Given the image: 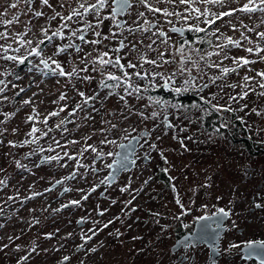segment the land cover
<instances>
[{"label": "rangeland", "instance_id": "obj_1", "mask_svg": "<svg viewBox=\"0 0 264 264\" xmlns=\"http://www.w3.org/2000/svg\"><path fill=\"white\" fill-rule=\"evenodd\" d=\"M12 2L13 0H0V12H4L7 9L8 18H11V15L15 13L20 14V22L14 24L12 30L14 32H24L26 28L31 29L27 32L25 39H33V46H35L37 39H43V33L40 31L42 27L49 29V35L60 27L59 24L55 25V21L51 19L56 12L67 16L71 11L68 6L69 3H71L73 8L76 7L75 0H49L51 7L43 5L41 0H36L31 4L32 11H29L28 6L21 0L17 9H8V5ZM243 2L245 0H240V3ZM62 3L63 7H61ZM159 6L161 8L167 7L169 11L177 12H183L185 8L184 5H178V0L177 5L162 3ZM196 6L202 9L204 7L203 5ZM239 6V4L230 5V7ZM208 7L214 12L227 10L214 5H209ZM35 11H40L43 15L37 17L33 14ZM131 11V16L127 14L124 16L129 23L136 19V12H146L145 8L142 5H137L136 2L133 4ZM184 14L187 15L188 13ZM146 16L149 20L159 21L160 27L165 29V31H169V27L172 26L167 23V19H171L178 26L185 23L176 17L166 19L162 13L153 15L146 12ZM261 18H264V14L260 12L252 14L237 12L232 17H224L222 20L216 21L214 26H208L202 22L203 17L198 21L195 18V14H193V18L187 23H198L200 27L208 29L203 38L197 37L194 40L185 42L179 35L173 34L170 37L169 46L165 47L160 44L159 39L153 37V39H156V44L153 45V48L164 51L165 59L168 60L175 58L178 61L180 53L177 49L183 45L184 55H190L193 61L199 62L202 69L200 72L193 69V74L201 77L198 83H209V86L202 91L191 89L176 93L174 87H183V80L185 78L184 76H178L171 87L172 93L175 96L179 97L195 91L200 99L201 97H205L207 100H211L212 104L225 105L233 109V111H216L210 104L205 103V100L198 103L183 104L178 97L176 100H166L164 106L153 104L149 100V97L153 100H162V98L150 93L164 83L163 80L156 77L152 81L136 78L134 84L140 86L142 99L137 100L135 97H132L125 104V101L120 99L121 96L125 97V92L121 89L120 97L115 101L107 102L98 97V99L92 102V107L89 106L91 103L89 102L81 110H77L74 115L69 116V112L72 111L75 105L82 101V97L78 94L79 92H84L86 96H96L101 74L99 72H92L89 69L87 73L81 74L93 77L90 80H76L74 77L71 79L67 77L44 78L34 69L30 73L29 69L33 65L40 64L41 58L48 59L49 57L58 60L65 71L71 70L73 66L83 68L84 64L80 62L84 57L83 52L90 53L94 49L103 51L104 40L99 45L84 44V48L79 53L75 49H69V54L57 56L54 55L57 45H63L69 41L67 38L62 40L59 37H53L51 43L45 42L42 49V57H36L35 55L28 57L29 65L25 67H23V64L0 58V80H4L7 84L5 91L0 93V121H3V123H0V129H6L0 135V180L6 181L4 185L0 186V264L138 263L139 259L129 258L131 248L127 244L126 237L122 235L117 222L115 221L113 224L104 227V222L107 221L106 224H108V219L112 216L111 210L103 214L101 218H98L96 215L97 209H94L92 215L94 222L101 221L103 224V229L96 231L95 235L90 233L89 230L76 228L71 223L74 206L77 207L76 210L80 214L83 210L87 212L88 209L95 208L94 206L97 204L101 206L111 204L106 198H99L96 201L92 196H101L105 192L104 188L107 189V192H105L107 195L114 198L124 195L125 200L128 202L134 196L135 201H142L148 194L145 186V183L149 181L147 178L148 166L146 168L142 166L141 168L140 177L144 180L143 183L140 178L139 180L137 179V173L135 172V174L125 176L118 183H116V180L112 183L114 185L108 186V184L103 183L105 176L109 173V168L106 165L113 156L109 157L105 155L99 157L91 149L84 151L87 145H92L104 153L109 151L115 152L119 142L122 140V133L127 132L129 126L130 128L134 126L138 127L140 131L143 129L151 130V138L158 140V146L162 153L166 152L170 154L172 157L171 162L188 163L184 148L189 146L187 142L191 135L188 137L183 132L187 130L201 132L205 128L199 126L198 123L193 124L190 121L176 122L172 118L174 127L167 129L163 122L164 115L167 113L192 116L216 114L220 120L217 123L218 133L214 136V138H218L219 142V144H216V147L220 148L219 161L223 162L225 160L226 163L233 162L237 166L242 165L246 157L240 147L243 146V138H246L256 152L255 155L248 159L247 164H252L256 167L263 165L264 167V114L257 115L252 111L255 108L257 111L264 113V96H258L255 93L249 92L248 96L244 99L229 100V96L238 97V94L242 91L240 86L244 83L243 77L245 74L255 78L254 81L249 82L250 86H255L260 82V78L256 76V73L264 71V61L259 60L258 55L255 53L249 54L244 51L246 47H255V43L248 44L247 41H242L243 47H232L228 55L232 57H247L250 60H255L256 63L240 67L237 72L229 73L222 79L216 80L215 83H210V80L212 77L219 76L220 71L207 65L213 61L219 62L221 57L212 56L205 57V60H200L201 55L213 50L208 43L209 40H211L213 45L224 43V37L232 36L234 39H237L240 37L241 31H243L250 40L254 42L259 41L256 32H264V24H260ZM57 19H60V17L57 16ZM87 19L94 22L91 16ZM228 20L236 24L237 31H233L231 27L227 26L225 22ZM241 21L248 28H255L256 32H248L242 28ZM104 24L105 28L101 26L100 29L102 36L109 35L110 29L116 30L111 20H106ZM216 28L220 29V32L216 34L217 36L223 33L219 41H217L216 36L211 35V32L215 31ZM75 29L77 27H73V30ZM3 30V26H0V31ZM64 31L67 37L69 29H64ZM124 35H128V33L125 32ZM136 35L143 37L144 44L150 43L148 37L151 36V33H137ZM94 38L90 34L89 39L92 40ZM119 38L122 37L118 36L115 41L118 42ZM108 40L110 39H106L105 41ZM131 40H133V37L129 36L125 43H129ZM2 43L5 42L0 41V44ZM201 43H203V46ZM260 43L264 47V41ZM18 46V44H13L14 48ZM141 50L145 51L143 46H141ZM128 51V48H125L124 53H122L123 56ZM9 54L24 55L26 54V49L21 48L19 53H13L10 50ZM0 55L3 54L0 53ZM260 55H264V53H260ZM147 56L150 59H158L157 51H147ZM128 60L136 62L137 57L135 54H128L126 59L123 60L125 65ZM223 63L224 66H233L231 60H225ZM49 64L51 67H55V65L51 64V60H49ZM188 66L191 67V62H189ZM175 67H179V65L168 64L156 69L153 65L144 64L143 70L150 73L153 71L171 72L175 70ZM140 70L139 68L136 69V71ZM128 71L132 72L133 70L128 69ZM57 79L59 83L56 82ZM32 81L39 84V87L32 85L29 88ZM74 82L77 84L75 89ZM232 84L237 85V87H228V85ZM13 85H16V87H13ZM20 88H25L26 90L16 95ZM260 91L262 89L256 87V92ZM62 92L67 96V99L64 101L59 99ZM33 93L38 94L33 96ZM5 96L8 99H3ZM213 97L215 98L213 99ZM29 98H31V103L24 104L23 101ZM125 99L127 100L126 97ZM133 103L134 113L132 114L131 111L127 113L128 107ZM65 104H67V107L58 116L48 115L51 112L59 111ZM146 105L147 107H145ZM244 105H247V107L245 108ZM33 109H35V112ZM152 111H156L158 115L155 118H148ZM141 112L144 113V116L139 114ZM5 113H15V115L5 120ZM29 116H33L35 119L28 120ZM45 117H47L46 124L44 123ZM65 119L70 122L62 125L57 130L51 129ZM238 120L239 122H237ZM225 123L228 126L221 127ZM111 124H116L118 126L117 129L108 134H102L99 131L102 128H110ZM200 124L202 125V123ZM33 126L40 130L35 134L39 141L23 144V141L26 139H32L28 133ZM187 126L190 127L187 128ZM65 128L67 131H64ZM13 129H16V131L13 132ZM49 129L52 132L47 134V138L42 137L41 134L49 131ZM176 131L181 134V137L178 139L174 137V132ZM105 135H107V139L114 140L115 143L100 144V140ZM228 136L235 137L236 141L231 142ZM88 137L91 138L87 139ZM9 141H12L15 146L10 145ZM55 141H59L61 147H57ZM70 141H78V143L72 144L69 143ZM50 146L53 149L52 151H48ZM147 146L145 149L149 151V147ZM41 148L44 149L43 152L40 151ZM228 148L236 152V155L232 156L230 161L226 160L227 156L225 155L228 152ZM65 151L72 155L74 159H68V157L64 156ZM240 152L241 154H239ZM57 154L62 157L58 161L46 159L41 161L42 156L50 157ZM15 161H20L26 167H18ZM77 161H79V164H77ZM139 162L144 165L143 156H140ZM260 171L264 173V168L259 169L258 172L260 173ZM69 176H71L70 179ZM60 178L64 179V185L61 186L60 182L54 189H50V186ZM150 182L149 186H151ZM64 186L68 187L67 191ZM63 189H65L64 192H62ZM36 193H39V195H36ZM9 197H13V199L9 200ZM84 197L87 198L84 199ZM75 200L79 201V204L72 206L70 201ZM62 205H67V207H61ZM87 236H92V239L86 240L85 237ZM121 236H124V238L122 239ZM9 237L12 239L10 240ZM4 245H7V247H3ZM80 245H83V247H79ZM92 249H95V251H92ZM65 256H68L70 259L67 261L63 260ZM22 257H27V259H22Z\"/></svg>", "mask_w": 264, "mask_h": 264}, {"label": "flooded vegetation", "instance_id": "obj_2", "mask_svg": "<svg viewBox=\"0 0 264 264\" xmlns=\"http://www.w3.org/2000/svg\"><path fill=\"white\" fill-rule=\"evenodd\" d=\"M35 1L32 0V4ZM133 4H135V0H133ZM124 16L122 19H126ZM54 21L55 25H61L60 19H54ZM104 22L102 28H105ZM157 22L160 26V22ZM73 27L79 29L82 25L72 22L71 29ZM171 27H169V31H166L169 36L179 35L185 42L194 40L197 37L203 38L206 35V32L198 33L187 29L182 33L171 32ZM90 34L92 33H87L86 39L90 40ZM73 42L81 44L75 38H73ZM44 44L41 49H43ZM117 45L118 42L115 39L104 40L103 51L113 49ZM201 45L203 46V43ZM81 48H84V44H81ZM124 51L125 49L118 54L124 57L122 54ZM83 53L85 55L86 52ZM116 54L110 53L113 56ZM122 63H124L123 60ZM27 65H29V59L23 63V67ZM109 70L121 75L116 69ZM80 76L83 75L80 73ZM74 78L76 80L81 79ZM101 79L102 77L99 78L96 96L107 102L119 98L123 87L105 88L101 84ZM135 81L136 78L133 79V84ZM108 83L112 84L114 82L108 81ZM76 85V82H74V89ZM137 86L139 85L137 84ZM171 87L165 88L160 85L158 89L153 90L150 94L161 97L164 102L169 99L176 100L178 96L172 93ZM110 91L112 92L111 95H109ZM185 96H190L191 103L203 101L193 91L178 97L183 104L185 103L181 98ZM125 97L129 102L130 98L135 96H127L125 93ZM92 104L91 102L89 106L92 107ZM130 105L127 113L131 111L133 114L134 103ZM172 118L176 122L190 121L193 124L198 123L199 126L205 128L201 132L190 130L183 132L188 137L191 135L187 142L189 146L184 148L188 163L171 162L172 157L170 154L162 153L158 146V140L151 138V130L143 129L140 131L138 127L130 128L129 126L127 132L122 133V140L117 146L116 153L123 143L137 136H142V138L134 154L133 167L124 170L116 183L125 176L135 174V172L137 173V179L140 178L143 183L144 180L140 177L141 168L142 166L145 168L148 166L147 178L151 181V186L148 185L149 181L145 183L148 194L142 201H135L134 196L128 202L125 200L124 195L118 198L107 195L105 193L107 189L104 188L105 192L101 196H92L96 201L99 198H106L111 204L107 206L97 204L94 206L95 208H90L87 212L83 210L80 214L76 210L77 207L74 206L71 223L74 227L83 230L100 231L103 229V224L101 221L94 222V217H92L94 209H97L96 215L98 218L102 217L100 213L105 214L111 210L112 216L108 219L107 225L117 222L122 235L126 237L127 244L130 245L129 258L139 259L137 264H261V257L257 255L250 256L248 254L249 249L245 247L248 241L264 240V173L258 172L259 169L264 167L263 165L256 167L247 164L248 159L256 154L253 147L246 138H243V146L240 148L246 157L245 162L239 166L233 162L226 163L225 160L221 162L219 161L220 148L216 147V144H219L218 138H214L218 133L217 123L220 121L216 114L192 116L167 113L163 117L165 128L174 127ZM189 127L187 126V128ZM51 129L57 130L58 128L53 126ZM45 132L50 133L52 130ZM42 137L47 138V135H42ZM174 137L178 139L181 134L176 131ZM228 137L231 142L236 141L235 137ZM146 146L149 147V151L145 149ZM225 155L227 156L226 160L230 161L231 157L236 155V152L228 148ZM140 156H143L144 165L139 162ZM115 158L116 156H113L109 163H112ZM108 174L105 177H108ZM57 181H61V186L65 183L63 178ZM103 184L114 185L107 180ZM64 187L67 191L68 187ZM177 200L180 201L179 204ZM131 203L134 204L131 205ZM257 205H262V207H257ZM102 207L103 209H101ZM220 208H224L228 215L220 214L218 211ZM201 216H207L210 219L199 220L198 217ZM106 223L107 221L104 222V224ZM217 223L219 227H216ZM93 231L89 232L93 233ZM124 236H121L122 239ZM124 243L126 242L124 241ZM133 243L134 245H132ZM232 245H237V247H232Z\"/></svg>", "mask_w": 264, "mask_h": 264}, {"label": "snow or ice", "instance_id": "obj_3", "mask_svg": "<svg viewBox=\"0 0 264 264\" xmlns=\"http://www.w3.org/2000/svg\"><path fill=\"white\" fill-rule=\"evenodd\" d=\"M137 5H142L146 12L151 13L153 15L157 13H162L163 16L167 19L169 17H176L179 20L184 21L185 23L181 26L177 27L171 19H167V23L172 25L170 31L176 32V33H182L187 29L188 31H194V32H206L208 29L202 28L199 26L198 23H187L189 20L193 18V14H195L196 20H200L201 17H203V23L208 26H214L216 24V21L222 20L224 17H232L237 12H242L246 14H252L256 12H260L264 14V0H245V2L240 3V0H178V5H184L185 8L183 12H177V11H169L167 7L161 8L159 5L162 3L165 4H173L177 5V0H135ZM21 3V0H13L12 3L8 5V9H17L19 4ZM23 3L28 6V10L32 11L31 4L32 0H23ZM41 3L43 5H47L48 7H51L49 4V0H41ZM76 7H72L71 3H69V8L71 9L70 14L67 16L62 15L59 12H56L51 19H56L57 16L60 17L62 23L60 27L51 32V35H49V29L42 27L40 31L43 33V39H37L35 41L33 39H25V36L27 35V32L31 29L26 28L24 32H14L12 30V26L16 23L20 22V14L15 13L11 15V18H8V11L7 9L4 12H0V26H3V31H0V41H4L5 43L0 44V53L3 55H0V58L14 61L18 64H23L25 61L28 60V57H31L35 55L36 57H42V49L41 45L45 43V40H47L49 43L52 42L53 37H59L60 39H68V43L63 45H57L56 52L54 55H60V54H69V49H75L77 53L82 51L81 44H92V45H99L102 43L103 40L106 39H117L118 36L122 37L118 39V45L113 48L109 49L108 51H99L97 49H94L93 52L85 53L84 57L81 59V63L84 64L83 68H77L73 66L71 70L65 71L62 64L55 59H51L49 57L48 59L41 58L40 64L33 65L29 72L31 73L33 69L38 72L42 77L44 78H51V77H67L71 79L72 77H78L84 80H90L93 77L90 75H84L80 76V73H87L89 69H91L92 72H99L101 74V84L105 88H116V87H123L124 92L127 96H135L137 100L142 99L141 94V88L135 84H133L134 78L139 79H148L150 81L154 80L156 77H159L161 80L164 81L163 87H170L172 86L174 80L178 76H184L183 80V87H174V91L176 93H181L185 91H189L191 89H196L198 91H202L204 88H207L209 86V83H198L199 79L201 77L197 75H193V69H196L197 72L202 71L200 68V64L197 61H193L191 59V56H185L184 55V47L181 45L177 51L180 53V59L177 61L175 58L168 60L165 59V53L164 51L159 50L158 48H153V45L156 44V39H153V37H156L159 39L160 44L164 45L165 47L169 46V40L170 36L169 33L166 32L162 27L159 26L158 22L156 20H149L146 16L145 11H138L135 13L136 19L132 20L131 23L128 22L127 19H122L124 14H127L128 16L132 15V5L133 0H75ZM232 4H239V7H230ZM196 5H203V9L201 7H198ZM209 5L219 6L221 9H227L219 12H214ZM63 3L61 4V7H63ZM184 13H188L185 15ZM35 16L39 17L42 16L43 13L40 11H35L33 13ZM91 16L93 17L94 22L89 21L87 18ZM237 19H239L237 17ZM105 20H111L112 24L114 25L116 31H113L110 29V33L107 36H102V33L100 31L101 26L103 25V22ZM79 23L82 25L79 29H71V23ZM227 26L231 27L233 31H237L236 24L232 23L231 20H228L225 22ZM241 27L246 29L248 32H256L255 28H248L247 25L243 24V21L240 22ZM260 24H264V18H261ZM64 29H69V32L67 34V37L65 35ZM155 29V30H154ZM92 33V35L95 37L92 40L86 39L87 33ZM127 32L128 35H124V33ZM220 32L219 28H216L215 31L211 32V35L216 36L217 41L220 40V36H223V33H220L219 36L216 34ZM137 33L146 34L151 33V36L148 37L150 40V43L144 44V40L142 36H137ZM256 35L259 37V41H252L248 38V36L245 34V32L241 31L240 37L237 39H234L232 36H226L224 37L225 42L224 43H216L212 44L211 40L208 41L209 45L212 47V51L205 52L203 55L200 56V60H205V57H212L217 56L221 57L219 62L213 61L209 63L208 67L217 68L220 71L219 76L212 77L210 80V83H215L216 80L222 79L223 77L227 76L229 73L237 72V70L240 67L248 66L250 64L256 63L255 60H250L247 57H232L228 55V52L232 47H243L242 41H247L248 44L255 43V47H246L244 48V51H246L249 54L255 53L258 55L259 60L264 61V55H260V53H264V47L261 46V41H264V32H256ZM132 36L133 40L129 41V43H125L126 40H128V37ZM73 38L78 39L81 44H76L73 42ZM13 44H18V47H13ZM141 46L145 49V51L141 50ZM21 48L26 49V54L24 55H12L9 54L10 50L13 53H19ZM128 48V53L122 57L118 53H120L123 49ZM147 51H157L158 59H150L147 56ZM199 51V50H197ZM110 53H117L116 55H110ZM128 54H135L137 57V61L133 62V60H128L127 64L125 65L122 63V60L126 59V56ZM49 60H51V64L55 65V67H51L49 65ZM225 60H231L233 66H224ZM189 62H191V67L188 66ZM75 63V62H74ZM149 64L153 65L156 69H159L165 65L172 64L176 66L177 64L179 67H175L174 71L171 72H161V71H153L148 72L143 70V65ZM42 65V67H41ZM141 69L140 71H136V69ZM109 69H116L121 73V75H117L116 72L110 71ZM128 69H132V72H129ZM256 76L260 78V82L256 84L255 86H250L249 82L254 81L255 78L251 77L247 74L243 77L244 83L240 86L242 88V91L237 96H229V100L235 101L237 98L244 99L248 96L249 92L255 93L258 96H264V71H259L256 73ZM19 79V77H17ZM108 81H113L114 83L109 84ZM43 82V81H41ZM59 83V80L56 81ZM35 85L36 87H39V84H36L35 81H32V84L29 85V88ZM151 86V85H150ZM7 87V84L4 80H0V93H3L5 91V88ZM13 87H16V85H13ZM228 87L236 88L237 85L232 84L228 85ZM256 87H259L262 89L260 92H256ZM26 89L20 88L19 92L16 93V95H19L20 93H23ZM38 93H33V96L37 95ZM82 97L81 103H78L75 105V107L72 109L71 112H69V116L74 115L77 110H81L85 105L89 104V102H93L96 99H98V96H86L84 92L78 93ZM112 92H109V95H111ZM215 97H213L214 99ZM3 99H8V97H3ZM59 99L61 101H64L67 99V96L65 93H61L59 96ZM121 100L125 101V104H127V100L124 96L120 97ZM202 100H205V103L210 104L213 109L216 111H233L228 106L225 105H219V104H212L211 100H207L205 97H201ZM149 100L153 104H159L164 106L165 102L163 100H153L151 97H149ZM24 104L31 103V98L26 99L23 101ZM67 107V104H65L63 107L59 109V111H54L49 113V116H58L60 112H63L65 108ZM147 107V105L145 106ZM246 108L247 105H244ZM35 112V109H33ZM253 112H255L257 115L264 114L260 111H257L255 108L252 109ZM141 116H144V113H139ZM5 120L9 119L11 116L15 115V113H5ZM158 115L156 111H152L150 113V116L148 118H155ZM35 117L29 116L28 120H34ZM242 119V118H241ZM70 121H67V119L62 120L60 124L56 125L57 128H61L62 125L68 123ZM0 123H3V121H0ZM44 123H47V117L44 119ZM227 123L221 125V127H227ZM116 124H111V127L108 129H100L99 131L102 134H108L111 133L113 130L117 129ZM6 131V129H0V135L3 134V132ZM13 132L16 131V129L12 130ZM40 131L37 127L33 126L31 131L28 133L29 136L32 137L31 140H25L23 141V144H31L36 143L38 140V137L35 136V134ZM51 131V129H49ZM64 131H67L65 128ZM48 133L44 132L42 135L46 136ZM91 137H88L87 139H90ZM57 147H61L59 141H55ZM69 143L75 144L78 143V141H70ZM114 140L107 139V135L104 136L103 139L100 140V144H114ZM10 145H13L12 141H9ZM120 147H124V145H120ZM154 147V145H153ZM88 149H91L93 153H96L97 156L103 157V156H119L120 153L109 151L107 153H104L102 150H98L96 147L92 145H87V147L84 149V151H87ZM53 149L51 146L49 147L48 151H52ZM41 152L44 151L43 148L40 149ZM31 154V153H30ZM29 154V155H30ZM82 154V153H81ZM64 156L68 157V159H74L72 155H70L68 152H64ZM62 157L57 154L55 156L45 157L46 160H60ZM16 165L18 167H26L25 165L21 164L20 161H15ZM77 164H79V161H77ZM82 166V165H81ZM114 166H118L117 170H120L122 168L127 167V157L123 156L119 160H113L112 163H108L106 167L109 169H112ZM167 171V169H165ZM75 175V173H73ZM113 175V173H110L109 176ZM109 177H105V180H108ZM5 180H0V186L5 184ZM59 183V181H57ZM36 195H39V193H36ZM87 197H84L86 199ZM9 200L13 199V197H9ZM71 204H79V201H70ZM177 203L179 204L180 201L177 200ZM61 207H67V205H62ZM183 207V205H181ZM257 207H262V205H257ZM219 213L227 216L228 213L225 211L224 208H220ZM103 215V213H100ZM184 214V213H182ZM199 220H207L210 219V217L207 216H201L198 217ZM111 223V221H109ZM108 225L105 224L104 227H107ZM207 227V226H205ZM216 227H219V224H216ZM93 231V230H89ZM96 233L93 231V235ZM50 235V234H49ZM11 240L12 238L9 237ZM86 240H91L92 236L85 237ZM3 247H7V245H4ZM79 247H83V245H80ZM232 247H237V245H232ZM245 247L249 249V255H257L261 257V264H264V240L261 241H248L246 242ZM92 251H95V249H92ZM22 259H27V257H22ZM70 258L68 256H65L63 260L67 261Z\"/></svg>", "mask_w": 264, "mask_h": 264}, {"label": "water", "instance_id": "obj_4", "mask_svg": "<svg viewBox=\"0 0 264 264\" xmlns=\"http://www.w3.org/2000/svg\"><path fill=\"white\" fill-rule=\"evenodd\" d=\"M165 88H168V87H165ZM144 135V133H143ZM142 136H137V137H134L132 138L131 140H129L128 142L126 143H123L122 145H124V147H120L119 146V149H118V152L117 153H120L121 155L119 156H116L115 160H119L121 159L123 156H126L127 157V167L126 168H122L120 170H117L118 166H114L112 169H110V173H113V175L109 176L108 174V180L110 182V184L114 183L117 178L119 177V175H121V173L124 171V170H129L131 169V167H133L134 165V154L136 152V150L138 149V143L139 141L141 140ZM45 160V156H42L41 158V161H44ZM61 181H59L60 183ZM59 183H54L53 185L50 186V189H54L55 186H57ZM65 189L62 190V192H64Z\"/></svg>", "mask_w": 264, "mask_h": 264}, {"label": "trees", "instance_id": "obj_5", "mask_svg": "<svg viewBox=\"0 0 264 264\" xmlns=\"http://www.w3.org/2000/svg\"><path fill=\"white\" fill-rule=\"evenodd\" d=\"M182 99V101L186 104V103H191V98H190V96H185V97H183V98H181Z\"/></svg>", "mask_w": 264, "mask_h": 264}]
</instances>
